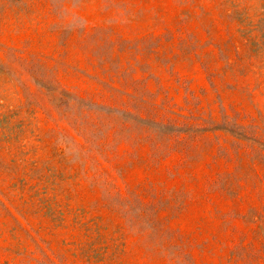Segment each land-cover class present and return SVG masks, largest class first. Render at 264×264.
Returning a JSON list of instances; mask_svg holds the SVG:
<instances>
[{"label": "rangeland", "instance_id": "374dc122", "mask_svg": "<svg viewBox=\"0 0 264 264\" xmlns=\"http://www.w3.org/2000/svg\"><path fill=\"white\" fill-rule=\"evenodd\" d=\"M0 264H264V0H0Z\"/></svg>", "mask_w": 264, "mask_h": 264}]
</instances>
